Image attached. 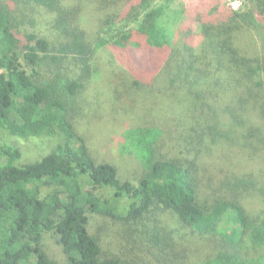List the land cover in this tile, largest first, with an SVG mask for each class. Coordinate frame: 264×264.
<instances>
[{"label": "trees", "instance_id": "16d2710c", "mask_svg": "<svg viewBox=\"0 0 264 264\" xmlns=\"http://www.w3.org/2000/svg\"><path fill=\"white\" fill-rule=\"evenodd\" d=\"M175 1L0 0V264H264V0ZM103 66L139 120L120 129L128 178L79 129Z\"/></svg>", "mask_w": 264, "mask_h": 264}, {"label": "rangeland", "instance_id": "374dc122", "mask_svg": "<svg viewBox=\"0 0 264 264\" xmlns=\"http://www.w3.org/2000/svg\"><path fill=\"white\" fill-rule=\"evenodd\" d=\"M163 0H159L162 2ZM199 0H176L173 4V8H181L183 4L189 2L197 3ZM228 6H235L237 10H243L247 7V0H221ZM103 65V64H102ZM114 79L107 66H103L100 73L94 76L93 83L89 88L87 94L94 98V95H98L100 98L101 112L94 116L91 120L86 118L79 126L82 134L86 136L87 144L92 148L95 153V157L100 160H111L119 164L123 169V176L125 178L131 177L129 171L134 172L137 168L135 155H130L124 152L123 148L119 146L122 134L120 129L124 126L129 127L131 125H137L138 117L135 112H125L126 107H118L117 110H112L115 104L111 97L114 94ZM114 89V90H113ZM157 115L158 110H156ZM115 115V116H114ZM113 116L117 118V121L112 120ZM123 122V125L121 124ZM120 126L119 131L116 130V126ZM91 127L92 132L88 130ZM125 129V128H124ZM91 137V140L89 139ZM56 145V141L52 138H31L22 143L24 157L27 160L38 158L42 154H46L53 146ZM105 194L112 193L110 189L106 191H100ZM94 204L97 203L94 202ZM158 218V215H157ZM92 229L95 232H99L102 236V243L104 249L116 254H131L127 248L123 245L122 238L118 234L120 223L107 219L102 216H93L91 221ZM129 248V247H128ZM45 249L50 257L58 262L65 261V255L62 247L57 244L56 238L51 234L46 235ZM131 257L132 255H128Z\"/></svg>", "mask_w": 264, "mask_h": 264}, {"label": "built area", "instance_id": "2783aa9c", "mask_svg": "<svg viewBox=\"0 0 264 264\" xmlns=\"http://www.w3.org/2000/svg\"><path fill=\"white\" fill-rule=\"evenodd\" d=\"M232 7V6H231ZM232 8H234V9H236L237 10V8H235V6H233ZM0 73H1V71H0Z\"/></svg>", "mask_w": 264, "mask_h": 264}]
</instances>
